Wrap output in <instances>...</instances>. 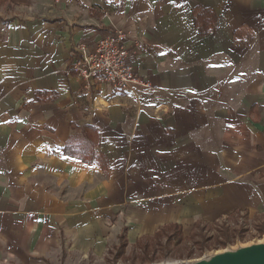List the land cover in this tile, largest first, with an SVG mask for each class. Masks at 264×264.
Returning <instances> with one entry per match:
<instances>
[{"label":"crops","instance_id":"crops-1","mask_svg":"<svg viewBox=\"0 0 264 264\" xmlns=\"http://www.w3.org/2000/svg\"><path fill=\"white\" fill-rule=\"evenodd\" d=\"M112 26L151 88L70 70ZM243 216L264 221V0H0V264Z\"/></svg>","mask_w":264,"mask_h":264},{"label":"rangeland","instance_id":"rangeland-1","mask_svg":"<svg viewBox=\"0 0 264 264\" xmlns=\"http://www.w3.org/2000/svg\"><path fill=\"white\" fill-rule=\"evenodd\" d=\"M174 227V226H172ZM174 229H168V233ZM182 238L178 234L167 242V236L143 239L137 247L119 254L113 251L109 264H188L216 253L237 250L245 246L264 243V221L240 217L229 222L200 223L191 231L185 230ZM157 241V242H156ZM150 242L149 250L142 246ZM226 242V245L222 243Z\"/></svg>","mask_w":264,"mask_h":264},{"label":"built area","instance_id":"built-area-1","mask_svg":"<svg viewBox=\"0 0 264 264\" xmlns=\"http://www.w3.org/2000/svg\"><path fill=\"white\" fill-rule=\"evenodd\" d=\"M108 13L107 10L105 14ZM107 31L93 48L83 41L78 42L70 70L84 81L86 88H90L94 80L110 83L122 90L132 86L151 88V83L138 73L131 59L135 53L133 46L139 45V38H134L128 45L130 31L118 26H112Z\"/></svg>","mask_w":264,"mask_h":264},{"label":"water","instance_id":"water-1","mask_svg":"<svg viewBox=\"0 0 264 264\" xmlns=\"http://www.w3.org/2000/svg\"><path fill=\"white\" fill-rule=\"evenodd\" d=\"M188 264H264V243L216 253Z\"/></svg>","mask_w":264,"mask_h":264},{"label":"trees","instance_id":"trees-1","mask_svg":"<svg viewBox=\"0 0 264 264\" xmlns=\"http://www.w3.org/2000/svg\"><path fill=\"white\" fill-rule=\"evenodd\" d=\"M208 12V13H207ZM209 11H205V10H200V12H197V23H198V26L199 28L201 29V32L202 33H208L209 30H211L212 28L209 27L210 24H212V19H213V16H212V13H210ZM86 134V137L87 139H89L91 137V134ZM65 153L67 154H76L74 151H73V148L71 146H67L65 148ZM174 226V227H172ZM174 229L172 230V232L168 233V229ZM175 234H178L180 236V238H182V236L184 235L181 228L177 225H171L170 227L166 228V229H163L162 231L158 232L155 236V238L157 239L158 237H161L162 235H166L167 236V242H171L172 238L175 236ZM153 241V240H151ZM157 242V241H156ZM151 243L148 242V243H145L144 246H142V248H144V250H149V245ZM223 245H226L227 246V243L226 242H223L222 243ZM138 245H140V243H138ZM125 246H126V242L123 240L121 242V245H120V253L119 254H123L125 252Z\"/></svg>","mask_w":264,"mask_h":264}]
</instances>
